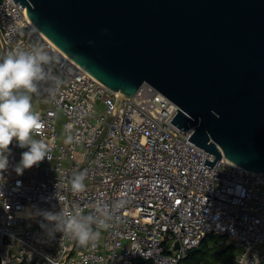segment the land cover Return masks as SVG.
<instances>
[{"label":"built area","instance_id":"obj_1","mask_svg":"<svg viewBox=\"0 0 264 264\" xmlns=\"http://www.w3.org/2000/svg\"><path fill=\"white\" fill-rule=\"evenodd\" d=\"M0 31V56L46 48L60 80L35 93L44 127L33 134L47 142L49 157L18 172L27 146L13 137L0 170V264H180L209 233L225 235L233 257L200 264H264L263 172L224 157L205 165L214 153L188 139L193 126L171 121L177 104L148 82L117 104L118 91L45 36L19 1L0 0ZM77 171L86 173V187L73 192ZM98 204L109 206L107 216ZM77 207L107 222L93 225L99 236L87 245L69 231L49 235L41 222L54 221L27 214Z\"/></svg>","mask_w":264,"mask_h":264},{"label":"water","instance_id":"obj_2","mask_svg":"<svg viewBox=\"0 0 264 264\" xmlns=\"http://www.w3.org/2000/svg\"><path fill=\"white\" fill-rule=\"evenodd\" d=\"M15 1L117 104L144 82L175 102L209 168L224 157L264 173V0Z\"/></svg>","mask_w":264,"mask_h":264},{"label":"clouds","instance_id":"obj_3","mask_svg":"<svg viewBox=\"0 0 264 264\" xmlns=\"http://www.w3.org/2000/svg\"><path fill=\"white\" fill-rule=\"evenodd\" d=\"M53 55L43 47H36L33 50L15 49L0 56V170L6 169L9 164L8 152L13 137L20 146H27L21 154V159L15 165L18 172L32 166L49 157V145L43 139L37 138L33 130L44 127L40 115L33 109V93L39 91L44 81H52L59 84L58 75L49 67L53 62ZM52 90V89H50ZM72 128V124H66ZM72 136L68 135L67 140L71 141ZM85 176L83 171H77L71 178V189L79 192L85 189ZM123 201H115L112 207L120 208ZM108 205L98 204V211H104L108 215ZM40 213L47 219L54 221V224L47 228L49 235L56 231H69L81 243L87 245L90 240L99 236L98 231L93 230V225L107 226L105 219L95 213H84L77 207L75 212L71 209L61 208L59 211L29 210L28 215Z\"/></svg>","mask_w":264,"mask_h":264},{"label":"trees","instance_id":"obj_4","mask_svg":"<svg viewBox=\"0 0 264 264\" xmlns=\"http://www.w3.org/2000/svg\"><path fill=\"white\" fill-rule=\"evenodd\" d=\"M220 240H223V242L220 243L223 245L222 250H213V257H209L211 250L216 247V244H218ZM227 240L228 242L226 243L225 241ZM228 249L233 250L234 245L225 235L209 233L202 239L199 246L189 250L188 255L181 261L180 264H200L201 260H204L206 263H213L216 261L228 262L232 259L234 251H232V254L223 257L222 253ZM137 264H152V261L149 259H139L137 260Z\"/></svg>","mask_w":264,"mask_h":264},{"label":"rangeland","instance_id":"obj_5","mask_svg":"<svg viewBox=\"0 0 264 264\" xmlns=\"http://www.w3.org/2000/svg\"><path fill=\"white\" fill-rule=\"evenodd\" d=\"M226 243L228 242V240L227 241H225ZM222 248H223V245L222 244H220V243H218V244H216V247L214 248V249H212L211 250V252H210V254H209V257H213V253H212V251L213 250H217V251H221L222 250ZM234 250V249H233ZM233 250H225L223 253H222V256L223 257H226V256H228V255H230V254H232V251ZM215 257V256H214Z\"/></svg>","mask_w":264,"mask_h":264},{"label":"crops","instance_id":"obj_6","mask_svg":"<svg viewBox=\"0 0 264 264\" xmlns=\"http://www.w3.org/2000/svg\"><path fill=\"white\" fill-rule=\"evenodd\" d=\"M0 42H1V40H0ZM1 43H2V42H1ZM32 95H33L32 103H33V109H34V108L37 107L38 102H37V99H36V94L33 93Z\"/></svg>","mask_w":264,"mask_h":264}]
</instances>
